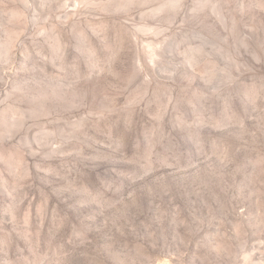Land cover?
I'll return each instance as SVG.
<instances>
[{
  "label": "rangeland",
  "instance_id": "obj_1",
  "mask_svg": "<svg viewBox=\"0 0 264 264\" xmlns=\"http://www.w3.org/2000/svg\"><path fill=\"white\" fill-rule=\"evenodd\" d=\"M0 264H264V0H0Z\"/></svg>",
  "mask_w": 264,
  "mask_h": 264
}]
</instances>
